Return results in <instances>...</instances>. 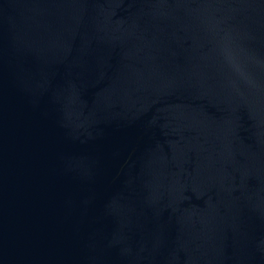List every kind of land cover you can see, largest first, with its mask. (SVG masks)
Segmentation results:
<instances>
[{"label": "water", "instance_id": "water-1", "mask_svg": "<svg viewBox=\"0 0 264 264\" xmlns=\"http://www.w3.org/2000/svg\"><path fill=\"white\" fill-rule=\"evenodd\" d=\"M0 264H264V0H0Z\"/></svg>", "mask_w": 264, "mask_h": 264}]
</instances>
